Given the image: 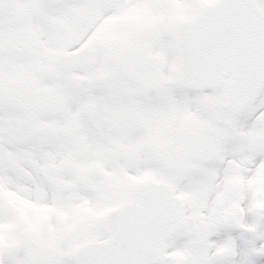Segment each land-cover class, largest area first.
Returning a JSON list of instances; mask_svg holds the SVG:
<instances>
[{"label": "snow or ice", "instance_id": "obj_1", "mask_svg": "<svg viewBox=\"0 0 264 264\" xmlns=\"http://www.w3.org/2000/svg\"><path fill=\"white\" fill-rule=\"evenodd\" d=\"M0 264H264V0H0Z\"/></svg>", "mask_w": 264, "mask_h": 264}]
</instances>
